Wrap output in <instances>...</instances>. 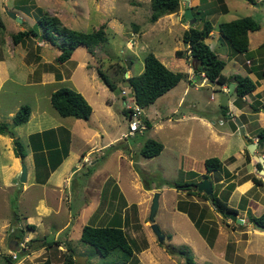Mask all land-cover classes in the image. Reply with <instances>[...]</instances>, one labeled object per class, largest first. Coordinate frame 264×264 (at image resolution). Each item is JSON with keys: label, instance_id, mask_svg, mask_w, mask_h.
<instances>
[{"label": "crops", "instance_id": "0c3cea01", "mask_svg": "<svg viewBox=\"0 0 264 264\" xmlns=\"http://www.w3.org/2000/svg\"><path fill=\"white\" fill-rule=\"evenodd\" d=\"M113 1L116 3V0H109L108 2L105 0L101 3L103 5L107 3L109 7H112L113 4L114 9L115 3ZM136 2L141 5L140 0H134V7H138ZM188 2L189 7L195 8L202 4L201 0H188ZM259 2L261 0H257V3ZM184 9L185 1L180 0L177 12L164 15L153 23L149 22L151 25L146 27L147 29L144 31H139V28L134 27L135 40L130 39L129 45L127 44V48L130 50L133 49L134 44L139 50L146 49L144 43L139 44L138 42L142 41L143 36L147 35V30L155 31L156 27L159 26L161 32H165L166 36L177 38V41L173 42L170 48L166 46L164 48L159 47L158 51L153 52L154 55L170 70L184 74L183 78L173 88L146 108H141L140 118L146 125V129L142 133L134 132L126 139H122L120 136L122 133L127 132L128 129L119 130L113 135L108 134L100 118L109 115L108 111L103 110L107 105H103L104 108L100 110L104 112L103 116H100L99 112L96 115L92 107L93 111L90 117L96 115L94 117L95 123L91 122L89 125L81 124V119L73 118L72 126L66 125L67 128L60 125L62 127L55 128V138L61 139L67 133L66 137L69 143L67 156L53 168L50 167L48 162L35 159V154L30 148V154L27 152L23 159L16 157L14 153L11 156L7 150L9 164H4L3 167L9 171L10 177L6 179L5 186L10 187L14 184L9 183L8 179L20 176V164L22 162L27 171L26 182L21 186L22 197L17 200L19 204L22 200V205L19 206L20 208L22 207L19 211L21 214L18 213V219L14 220V222L12 221V223L10 222L11 219L0 223V229L5 225L9 228V232L6 234L10 240L8 239L6 242L7 238L5 239L7 248L5 252L7 254L17 252L16 259L11 258L13 260L12 264H23L28 257L36 259L41 256L43 264H56L59 261H62L63 264H72L71 261L73 259L77 263L93 264V258H90L83 249L77 251L76 248L79 244L74 249L72 242L81 243L80 234L84 225L101 226L108 224L112 219L117 221L120 215L117 210L118 201L114 200L112 196L109 197L112 202L108 200L109 202L105 203L102 200L105 186L110 180L113 186L119 188L120 194L125 196V194L127 195V189L123 187L122 177L124 176V179L128 178L127 182L129 184L125 183L128 190L133 191L135 196H138L135 200L138 203L141 202L143 206L148 204V198L156 191L159 193L160 198L163 190L162 186L153 188L146 182L143 184L141 176L138 175L139 170L144 172L141 164L142 160L148 159L140 154L142 141L139 139L133 140L130 146L120 144L128 139H135L137 135L144 136L147 131L157 135V139L163 145L160 153L154 158L161 162V155L172 152L174 155L176 153L177 159L181 162L183 161V166L179 167L181 171L186 173V176L184 174L181 176L185 177L183 181L192 180L197 183L203 179V175H207L213 187L214 185L217 186V190L214 191L213 189V192H216L219 196H224L225 194L228 196V206L237 211V217L241 218L243 222L240 225L235 221H227L228 225L226 226H228L229 230L225 231L227 237L223 236V249L229 250L230 247L229 252L233 258L235 256L243 259L247 258L250 262H254L256 257L264 255V235L262 234L264 230L257 229L253 223L247 221L248 213L253 216H259L264 211V173L261 172L264 169V164L254 159L253 155L248 152L247 144L243 135L239 132V126L236 122V119L241 122L246 139L249 142L256 143L254 154L262 156L264 159V139L262 141L257 139L258 131L264 126V78L260 76L261 68L257 69L252 62L250 64L246 63L247 60L252 61V57L247 58V54L251 53H255L260 61H264V43L259 42L255 48L249 49V39L248 51L241 53L246 58L245 64H241L236 57H230L229 54L224 56L229 57L224 67V69H229V75L227 76L222 72L227 78L225 84L209 82L207 79L202 81L200 74L195 73L193 66L189 63L188 46L181 39L183 31L191 25L188 20L183 18ZM13 10L15 15L24 14V12ZM24 11H26V8ZM132 11L134 12V9ZM136 12L137 10H135ZM49 13L55 14L54 12ZM150 13L151 11H148V17ZM20 18L22 22H25L24 18ZM109 19L114 20V18ZM109 19L103 20L102 23L109 21L108 23L110 24L111 20ZM61 21H63L64 25L73 24L64 20ZM177 26L180 28L178 32L174 31V27ZM161 27L163 28L161 29ZM22 30L24 29H19V31ZM221 39L217 27L213 26V30L204 41L215 52L216 45ZM37 44L40 43L37 41ZM176 51H182L183 55L178 56ZM216 54L220 58L223 56V54ZM3 62L0 60V67L2 68L0 70V86L6 80L5 77L7 75ZM131 64H133V60H131ZM125 69V77L132 75L129 71L130 69L127 67ZM142 70L143 67L139 69L138 74ZM234 75L250 77L256 83L255 90L240 100L237 99L234 95L236 88V83L232 79ZM230 83H234L235 87L232 94L228 95V84ZM122 84L123 88L120 93L125 90L126 94H130L131 90L128 86L124 83ZM200 90L208 92L209 96H207L208 100L206 102L200 97L198 93ZM79 91L86 98L84 92ZM217 91L221 92L218 102L215 96ZM227 95V102L222 105L221 99ZM108 103V101H105L104 104ZM129 114L130 111L123 113L127 122L129 121ZM60 128L63 130L60 131ZM0 137L5 140L8 139L2 135ZM9 137L11 138V135ZM75 137L81 140L76 147L74 144ZM104 151L110 152L108 154L109 157L102 154ZM99 156L100 159H98ZM105 156L106 158H104ZM209 157H216L221 161L222 165L219 170L206 173L204 161ZM123 159L126 162H123ZM126 163L129 169L125 168ZM112 165L116 166L113 170L109 169ZM84 169H87V173L89 172L88 177L81 173ZM217 172L221 175L217 176ZM78 174L86 178H82L81 182L76 183L77 186H74L72 185L73 177ZM254 178L260 180L261 184H255ZM177 191H182V189H177ZM74 197H81L80 202L73 201ZM129 200L130 202L124 199L121 203V219L124 231L126 225H130L131 229L137 227L136 224L132 225V222L135 221L132 218V213H126L128 208L134 206L133 202H136L135 200ZM193 202H197L195 198ZM198 204L200 208L196 207L197 213H199L198 209L200 210L204 203ZM137 208L138 204H136V212L139 214ZM96 214L101 217L94 220ZM190 221L192 222V220ZM20 228L24 231L23 238H14L12 233ZM141 228L145 229L144 226H141ZM222 233L224 232L222 231ZM73 235H76V237H73ZM31 240L34 241L29 242ZM146 240L148 247L151 248V243L148 239ZM20 244L23 247L18 251ZM149 248L144 247L136 253L140 260L147 258L144 254ZM97 255L102 257L98 252ZM223 255L221 256L227 257L226 252ZM148 258L152 261L151 256H148ZM142 261L140 264L143 263ZM5 262L6 264L8 263L6 260Z\"/></svg>", "mask_w": 264, "mask_h": 264}, {"label": "rangeland", "instance_id": "374dc122", "mask_svg": "<svg viewBox=\"0 0 264 264\" xmlns=\"http://www.w3.org/2000/svg\"><path fill=\"white\" fill-rule=\"evenodd\" d=\"M104 1L105 0H0V19L4 22H2V26H0V60L4 61L3 65H5V73L7 74H5L6 80L0 86V125L5 124L10 133H0V135L8 138L5 140L0 137V223L10 219L11 223L12 221L14 222L13 213L18 215L22 208L19 207L22 205V200L20 204L17 201L22 197L21 186L23 183L19 180L20 176H14L10 180L8 179L7 181L9 183L14 184L10 187L5 186L6 179L10 177V174L3 165L9 164L8 151L11 156L12 153H14L13 138H16L23 147V150L30 154L29 147L27 146L28 141L32 140L30 136L35 133L55 129L56 127L73 125L72 117L60 116L50 104L51 92L62 86L72 88L78 92L81 90L84 92L86 100H89L88 102H90L89 104L91 107L94 108L96 115L99 112V115L103 116L104 112L100 110L104 108L103 105H107L103 110L108 111L107 113L109 115L100 118L108 134L113 135L119 130L128 129L129 122H127V119L123 116L124 110L127 109L124 106L125 96L122 94V91L120 93V90L123 88L121 82L123 72L120 68L122 67L125 73V67H127L130 69L129 71L132 75H137L139 69L143 67L146 53L158 51L159 47L164 48V46H166L170 48L171 44L177 41V38L169 35L166 36L165 32L159 30V26H155V31L147 30V35L143 36L142 41L138 42L139 44L144 43L146 49L139 50L134 44L133 49L130 50L127 48V44L129 45L130 39L135 40L133 28L137 27L139 31H144L147 29L146 27L151 25L149 23L150 21H148L149 19H147L148 11H151L150 0H140L141 5L136 2L138 7L133 6L134 0H116V3L113 1L115 3L114 9L113 4L112 7H109L107 3L103 5L101 2ZM108 1L109 0H107V2ZM201 2L202 4L193 10L195 16L199 19L195 23L196 26L199 27L201 21L208 20L214 27H217L220 22H226L241 16L249 15L254 17L260 24L259 30L250 33L249 49L255 48L259 42L264 43V0H261V2L256 5L249 4L246 0H222L227 8V11L224 12L220 9L222 4L220 0H201ZM25 8L26 11H24ZM13 9L17 12H24V14H19V16L16 15L24 18L26 24L22 25V23H17L16 20L8 15L7 11L14 12ZM132 9H134V12ZM135 10H137L136 13ZM39 11L57 16L60 20H64L65 22H72V25H65L79 31L97 29L103 20L106 21L109 18H114V20L112 21V19H109L111 20L110 24L108 23L109 21L106 22L108 40L106 43L97 46L95 48L96 52L94 51L93 54H90L85 48L80 46L74 50L72 58L59 64L55 61V57L59 54V51L51 44L38 40L36 37L25 38L18 44H14L11 39L12 34L19 31V29H27L33 26L37 21L36 16L39 15ZM49 12H54L55 14ZM162 28L163 27H161V29ZM179 30L180 28L178 26L174 27V31L178 32ZM37 41L40 44H37ZM215 52L221 55L223 54L221 59L225 60L226 63L229 57L224 56H228L227 54H229L230 57H236L241 64H245L246 58L242 55L243 53H234L224 39H221V41L217 43ZM37 55L39 59H36ZM251 57L253 66L263 65V60L260 61L255 53L247 54V58ZM131 60H133V64H131ZM98 68L104 71L110 77L111 81L116 83L114 91H110L100 81L97 73ZM1 69L0 67V70ZM222 72L227 76L229 75L228 68L223 69ZM57 75L60 76L59 78L61 79L58 80ZM125 76L124 74V77ZM127 77L129 76L127 75ZM198 93L204 102L208 100L207 96H209V94L206 90H200ZM215 96L218 102L221 92L217 91ZM105 101L109 102V107L108 104H104ZM239 102L241 103V101ZM24 105L29 106L31 109L29 120L14 125V115L20 107ZM96 115L89 117L87 120L81 119V124L85 123L89 125L91 122L95 123L94 117H96ZM60 131H62V128H60ZM11 134L14 135L13 138L9 137ZM66 134L64 135L65 139H67ZM152 136L154 137L151 138ZM148 138L159 141L157 135L147 131L144 136L137 135L135 139H128L126 142L120 144L130 146L131 142L136 139H139L144 144L145 140ZM48 139H52V134L48 135ZM74 139L76 147L81 140L76 137ZM36 142H38V140ZM62 144L64 147H68V139L63 141ZM109 153L110 152L104 151L102 154L107 156ZM106 156L104 158H106ZM154 157L142 160L144 162H141L144 172L136 168L139 170L138 175L141 176L143 184L146 182L153 188L160 186L163 188L161 197L158 199L159 204L153 219L163 234V245L160 244L161 240L157 238L150 226L149 210L152 195L148 198L147 205L144 204L143 206L141 202L138 203L135 200L138 196H135L133 191L128 190L125 184H129L127 182L128 178L124 179V176L122 177V183L123 187L127 189V195L125 194V196H122L119 192V188L111 184V180L106 184L102 195V200H104L105 203L111 196L114 200L118 201L117 210L120 216L122 215L121 203L124 199L128 202H130L129 199L136 201L133 202L135 207L131 206L126 210V213H132V218L135 220L132 222V225L136 224L137 227L131 229L130 225H126L125 233L131 240L135 241L138 248H133V256L131 259L127 260L128 262L126 264H140L142 260L143 263L141 264H184L182 255L177 253L173 255L169 254L165 246H170L176 250L186 249L197 264H264V255H261V257L258 256L259 258L256 257L254 262L248 261L247 258L243 259L237 256L233 258L232 254L229 252L230 247L229 250L226 248L225 250L223 249V236L227 237L225 231L229 230L228 226H226L228 225L227 221L231 220L225 218L219 212H216L211 201L203 200V198L198 195L199 193L196 195L193 192L192 194H187V192L182 189V191L185 192L182 194V191H177L173 186V183L177 181H179L183 187L186 184V182L183 181L185 177H181L183 174L186 176V173L179 169V167L183 166V161L181 162L177 159L176 153H174V155L173 152L161 155V162ZM52 158H58L57 152H55ZM98 159H100V156ZM122 161L126 162L125 159ZM114 165L109 169L113 170L116 168ZM125 168L129 169L127 163ZM81 173L86 177L89 176L87 169H84ZM83 175L78 174L74 176L72 185L77 186L76 183H80L82 178H86ZM216 175L220 176L221 174L217 172ZM214 177L216 178V176ZM188 184L190 187L192 186L190 183H187V185ZM213 189L216 191L217 186L214 185ZM80 198L81 197H74L73 201L80 202ZM194 198L197 201L196 203H204V205L198 210L199 213H197L196 207L189 208V210L193 212L189 214L187 208L190 202L194 201ZM109 201L112 202V200ZM135 203L138 204L137 209L139 214L136 212ZM19 214H21V212ZM95 216L94 220L101 217L99 214ZM190 220H197L198 225L196 226L195 223ZM203 224L205 228L202 226ZM141 226H144L145 229L141 228ZM201 227L207 231L208 239L203 236ZM212 229H214V231H212ZM222 231L224 233H222ZM7 232H9V228L6 225L0 229V264H6L5 257L11 258V252L10 254L5 252L7 250L5 239L7 238L6 242L9 239L6 234ZM262 234L264 235V233ZM168 235L170 236L169 239L167 237ZM73 237H76V235H73ZM146 239L151 243V248L148 247ZM229 239L231 240V238ZM210 241H212V244ZM72 243L74 249L79 244L76 250L79 251L83 249L86 251L87 255L93 258V264H117L123 261L122 257H118L115 254L109 255L108 257H99L93 247L89 245L86 246L77 241H73ZM144 247L149 248L144 254L147 258H142V260H140V257L138 258V254L136 255V253ZM225 252L227 257H222L221 255H225ZM148 256H151L152 261ZM229 256H231L230 259ZM33 259L34 257H28L23 264H43L42 256ZM56 264L63 263L59 261ZM72 264L79 263L73 259Z\"/></svg>", "mask_w": 264, "mask_h": 264}, {"label": "trees", "instance_id": "16d2710c", "mask_svg": "<svg viewBox=\"0 0 264 264\" xmlns=\"http://www.w3.org/2000/svg\"><path fill=\"white\" fill-rule=\"evenodd\" d=\"M246 1L252 5L258 4L257 0ZM220 2L222 3L220 9L223 12L227 11L222 0H220ZM179 5L180 0H150L151 13L148 19L153 23L164 15L177 12L179 10ZM194 8L195 7H190L194 23H192L188 29L184 30L181 36L182 41L189 49L188 61L190 64H193L192 66L195 73L200 74L201 72H204L209 82L225 84L227 78L222 74V70L224 69L226 62L204 41L213 30V25L210 21L203 20L199 27L196 26L195 23L199 19L195 16L193 11ZM36 20L37 21L33 26L12 34L11 39L13 43L18 44L25 38L30 37H36L47 42L56 47L59 51V54L55 57V61L59 64L68 61L74 50L80 46L85 48L88 53L93 54L97 46L106 43L108 40L106 23H101L97 29L79 31L62 24V21L57 16L49 15L44 12H40L39 15L36 16ZM24 24L26 23L23 21L22 25ZM0 26H2L1 19ZM217 27L221 38L229 44L234 53L239 54L248 51L249 33L259 30L260 24L254 17L247 15L230 21L220 22ZM176 54L182 56L183 52L176 51ZM36 58L39 57L36 56ZM143 64L144 66L141 73L130 75L129 77H124L125 73L123 68H120L123 72L121 82L128 86L132 91L134 102L140 108H146L152 104L157 98L173 88L184 76L181 72H175L167 68L152 52L145 54ZM256 67L257 69L261 68L260 76L264 78V63L263 65H257ZM97 73L100 81L110 91H114L116 83L111 81L110 77L101 69L98 68ZM57 77L58 80L61 79L59 78L60 76L57 75ZM232 79L236 83L234 95L239 100L252 93L256 88V83L248 76L234 75ZM50 104L62 117L87 120L92 113V107L86 98L80 92L65 86L59 87L51 92ZM125 111L129 112L130 110L127 109L124 110V112ZM30 114L31 109L29 106L24 105L20 107L14 115V125L27 122ZM0 133L10 134L9 129L5 124L0 125ZM55 133V129L35 133L30 136L32 140L27 143V146L34 152L35 159H41L43 162H48L51 168L56 166V164H59V162L67 156L68 152V147H64L62 144L63 141L68 138L65 139L64 137H61V139H57L54 136ZM49 134H52L51 140L48 139ZM257 136L258 141L264 139V126L258 131ZM11 137L13 138L14 135L11 134ZM37 140L38 142H36ZM13 145L15 156L23 159L26 156L27 151L23 150V147L16 138H13ZM162 148L163 145L159 141L148 138L141 147L140 154L145 158H151L158 155ZM55 152H57L58 158L53 159L52 157ZM221 165V161L216 157L208 158L204 161L206 173L219 170ZM203 178H207V175H203ZM185 182L186 184L184 187L183 185L181 186L179 182H175L174 187L177 189H184L187 194H192L193 192L196 195L199 193L198 195L201 196L203 200H210L204 193L192 189L189 184L187 185V183H190V185L196 184L195 181L186 180ZM254 183L260 185L261 181L254 178ZM227 198L228 196L226 194L224 196H219L216 192H213V199L210 200L214 210L221 213L225 218H228L224 215L225 212L237 213L235 209L228 206ZM193 207L200 208L198 203L190 202V205L187 208L189 214L193 213L189 210V208ZM13 214L14 220L18 219L17 215H15V213ZM192 221L196 226L198 225L197 220ZM247 221L254 225L259 224L264 227V211L259 216H253L248 213ZM202 226L205 228L204 224ZM204 228H202L201 232L203 236L208 239L207 231ZM16 231L12 233L13 237L22 239L24 234L23 229L20 228ZM212 231H214V229H212ZM167 237L168 239L170 238L169 235ZM32 241L34 240L29 242ZM80 242L93 247L102 257H108L112 254L122 257V263L120 262L117 264H126L128 262L127 260L131 259L133 256V248H138L135 241L131 240L125 233L120 215L118 216L117 221L112 219L111 222H108L106 225H84L80 234ZM210 243L212 244V241H210ZM160 244L163 245V242L161 241ZM165 248L171 255L176 253L182 255L184 258V264H197L186 249L176 250L170 246H165ZM5 260L8 264L13 263V260L10 257H5Z\"/></svg>", "mask_w": 264, "mask_h": 264}, {"label": "water", "instance_id": "95a60500", "mask_svg": "<svg viewBox=\"0 0 264 264\" xmlns=\"http://www.w3.org/2000/svg\"><path fill=\"white\" fill-rule=\"evenodd\" d=\"M183 1H185V9L183 11V18L188 20L192 24V23H194V19H193V14L191 12V9L189 7V2H188V0H183ZM7 13H8V15H10V17L12 19L16 20L18 23H22V19L20 17L16 16L15 13H13L11 11H7ZM234 87H235L234 83L228 84V95L232 94ZM228 95L222 97V99H221L222 105L226 104L227 99H228ZM236 122L239 126V132L243 135V137L245 139V142L247 144L246 148H247L248 152L253 155L254 159H257V161L264 164L263 157L254 154V149L256 148V143L249 142L246 139V137L244 136V133H243V127H242L241 122L238 121V119H236ZM261 172L264 173V169H262ZM26 176H27L26 167H25L24 163H22L21 164L20 177H19L20 182L25 183L26 182ZM191 188L194 190H197L198 192L204 193L205 195L208 196V198L210 200L213 199V185H212L211 180H209L208 178L201 179L196 184H193L191 186ZM158 199H159V193L156 191L153 193L152 198H151V204H150V210H149V221L151 222L150 226H151L153 232L155 233L157 238H159V240L162 241L163 240V234H162L160 228L158 227V225L153 220L155 212H156V210L158 208V204H159ZM224 215L226 217H228L229 219H231V221H235L239 224H241L243 222V220L241 218L237 217L236 213L225 212ZM255 227L259 230H264V227L259 225V224H255ZM78 263L83 264L82 262H78Z\"/></svg>", "mask_w": 264, "mask_h": 264}, {"label": "built area", "instance_id": "2783aa9c", "mask_svg": "<svg viewBox=\"0 0 264 264\" xmlns=\"http://www.w3.org/2000/svg\"><path fill=\"white\" fill-rule=\"evenodd\" d=\"M188 51H189V49H188ZM188 54H189V52H188ZM246 63L250 64V61L247 60ZM200 76L202 78V81L207 79L204 72H201ZM122 94L125 96L124 106L126 109L130 110L129 121H128L129 122L128 123V131L125 133H122L120 136L122 139H126L129 136H131L134 132L138 131V132L142 133L146 129V125L144 124V122L140 118L141 108L135 104L133 95L132 94H126V92L124 90H122ZM22 247H23V245L20 244L18 251ZM11 257L13 259H16L17 252H11Z\"/></svg>", "mask_w": 264, "mask_h": 264}, {"label": "clouds", "instance_id": "9594fccd", "mask_svg": "<svg viewBox=\"0 0 264 264\" xmlns=\"http://www.w3.org/2000/svg\"><path fill=\"white\" fill-rule=\"evenodd\" d=\"M192 65V64H191ZM125 91V90H124ZM130 94H132L133 95V93H132V91H131V93ZM12 258V257H11ZM13 259V258H12Z\"/></svg>", "mask_w": 264, "mask_h": 264}]
</instances>
